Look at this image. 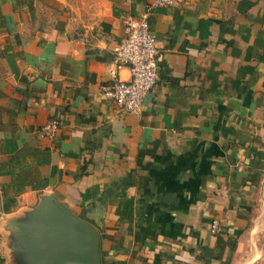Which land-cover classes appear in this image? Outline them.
<instances>
[{
  "label": "crops",
  "instance_id": "0c3cea01",
  "mask_svg": "<svg viewBox=\"0 0 264 264\" xmlns=\"http://www.w3.org/2000/svg\"><path fill=\"white\" fill-rule=\"evenodd\" d=\"M143 11L157 78L121 111L101 87ZM39 207L98 264H264V0H0L3 264Z\"/></svg>",
  "mask_w": 264,
  "mask_h": 264
},
{
  "label": "built area",
  "instance_id": "2783aa9c",
  "mask_svg": "<svg viewBox=\"0 0 264 264\" xmlns=\"http://www.w3.org/2000/svg\"><path fill=\"white\" fill-rule=\"evenodd\" d=\"M172 1L154 0V5H167ZM146 16V11H143L137 17H126L123 21V35L111 48L112 58L107 65V72L112 81L101 87V93L121 111H138L142 96L157 78L155 39L148 29ZM122 66L127 68L126 79L116 77L117 69ZM57 124L55 118H49L38 127V133L50 138L56 132ZM208 230L211 234L218 232L215 219L209 221Z\"/></svg>",
  "mask_w": 264,
  "mask_h": 264
},
{
  "label": "water",
  "instance_id": "95a60500",
  "mask_svg": "<svg viewBox=\"0 0 264 264\" xmlns=\"http://www.w3.org/2000/svg\"><path fill=\"white\" fill-rule=\"evenodd\" d=\"M39 207L34 215L36 225L27 227L35 239L28 240L24 247L26 264H98L95 235L90 233L82 241L77 237L62 234L57 225Z\"/></svg>",
  "mask_w": 264,
  "mask_h": 264
},
{
  "label": "rangeland",
  "instance_id": "374dc122",
  "mask_svg": "<svg viewBox=\"0 0 264 264\" xmlns=\"http://www.w3.org/2000/svg\"><path fill=\"white\" fill-rule=\"evenodd\" d=\"M1 260H2V258H1ZM3 263H4V261H0V264H3ZM6 263H7V264H24V263L26 264V259L23 258V259L21 260V263H20V260H18V261H17V260H15V261H12V260H11V262L8 263V261H7ZM6 263H5V264H6Z\"/></svg>",
  "mask_w": 264,
  "mask_h": 264
},
{
  "label": "trees",
  "instance_id": "16d2710c",
  "mask_svg": "<svg viewBox=\"0 0 264 264\" xmlns=\"http://www.w3.org/2000/svg\"><path fill=\"white\" fill-rule=\"evenodd\" d=\"M0 261H1V258H0Z\"/></svg>",
  "mask_w": 264,
  "mask_h": 264
}]
</instances>
